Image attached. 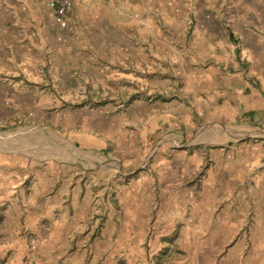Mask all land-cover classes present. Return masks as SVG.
Listing matches in <instances>:
<instances>
[{
	"label": "rangeland",
	"instance_id": "1",
	"mask_svg": "<svg viewBox=\"0 0 264 264\" xmlns=\"http://www.w3.org/2000/svg\"><path fill=\"white\" fill-rule=\"evenodd\" d=\"M245 1L230 10L233 28L240 29L234 12H250ZM21 5L19 11L32 13H23L24 30L47 26L44 9H28L25 0ZM3 7L14 10L12 4ZM118 8L111 0H77L68 12L77 16L69 29L72 43L80 46L81 34L95 37L101 29L97 23L115 26ZM123 12L137 14L127 5ZM260 35L264 38V28ZM151 60L118 64L111 72L98 67L103 71H89L93 80L77 76L57 89L40 83L43 97L25 98L23 113L8 116L0 127V264H264V121L259 117L220 124L197 116L198 132L195 127L183 131L179 145L196 148L206 141L212 156L201 155L182 194L146 200L130 195L135 187L128 184L149 170L155 145L176 143L179 134H170L175 128L168 124L158 125L149 138L144 130L151 145L133 155L118 153L115 140H105L93 125L114 119L107 129L116 137L122 126L132 127L126 107L133 99L190 101V93L177 89V66ZM229 65L239 67L234 60ZM89 134L94 138L86 139ZM140 136H131L136 146ZM99 151L103 161L95 156ZM132 197L139 206L137 221L130 220Z\"/></svg>",
	"mask_w": 264,
	"mask_h": 264
},
{
	"label": "crops",
	"instance_id": "2",
	"mask_svg": "<svg viewBox=\"0 0 264 264\" xmlns=\"http://www.w3.org/2000/svg\"><path fill=\"white\" fill-rule=\"evenodd\" d=\"M25 1L30 5L26 6L28 9H44L45 18L49 20L46 27L36 32L24 30L23 13L32 14L18 10L23 9L24 0H0V127L7 123L8 116L23 113L25 98L42 96L45 90L37 86L40 83H51V87L57 89L59 84L74 82L77 76L84 82L93 80L95 73L90 72L98 67L111 72L110 68L118 64L134 65L139 59L150 64L152 57L161 61L159 66H177V89L182 95L190 93V101L180 97L168 102L133 99L126 107L132 117L128 121L132 127L122 126L120 136L116 137L107 129L114 127V119L108 125H105L108 120L97 119L93 125L105 140H115L113 145L118 153L131 151L133 155L151 145L145 141V132L149 131L147 137H152L158 125L168 124L175 128L170 134H179L176 143L163 141L155 145L149 170L137 174L133 183L128 184V189L135 187L131 196L140 194L146 200L151 195L182 194L187 178L195 175L199 167L201 155L209 152L207 154L212 156L211 144L206 141L197 142L196 148L190 147L188 142L179 145L183 131L195 127V134L198 132L200 117L205 115L220 124L240 116L249 120L259 117L264 121V48H261L264 38L260 35L264 28V0H246L250 7L246 16L234 12L240 29L230 26V10L238 0H111L119 7L115 26L95 24L101 26L99 33L91 38L81 34L80 46L72 43L69 32L71 21L77 18L75 12L69 14L71 10H68L65 15L58 14L45 5V0ZM76 1L70 0L71 8ZM4 3L12 4L14 10L5 11ZM126 5L137 14H124ZM219 5L224 7L217 10ZM236 39L238 44H235ZM232 60L239 67L229 65ZM183 66L188 69L185 71ZM108 71L103 75H108ZM58 94L55 95L60 97ZM240 104L245 110L240 109ZM137 122L144 123V127ZM125 124L127 122L122 125ZM132 135H141L138 146L131 139ZM85 137L94 138L91 134ZM100 155L103 152L95 154L103 161L104 156ZM214 172L209 171L208 175ZM129 211L133 214L130 220L137 221L139 206L134 197Z\"/></svg>",
	"mask_w": 264,
	"mask_h": 264
},
{
	"label": "built area",
	"instance_id": "3",
	"mask_svg": "<svg viewBox=\"0 0 264 264\" xmlns=\"http://www.w3.org/2000/svg\"><path fill=\"white\" fill-rule=\"evenodd\" d=\"M45 5L58 14H64L71 6L70 0H45Z\"/></svg>",
	"mask_w": 264,
	"mask_h": 264
}]
</instances>
